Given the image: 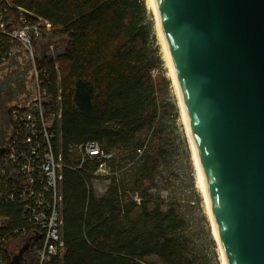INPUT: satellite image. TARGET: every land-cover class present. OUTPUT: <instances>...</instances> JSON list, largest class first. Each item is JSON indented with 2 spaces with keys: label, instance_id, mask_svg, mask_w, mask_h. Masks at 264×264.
<instances>
[{
  "label": "trees",
  "instance_id": "16d2710c",
  "mask_svg": "<svg viewBox=\"0 0 264 264\" xmlns=\"http://www.w3.org/2000/svg\"><path fill=\"white\" fill-rule=\"evenodd\" d=\"M2 4L50 23L51 29L38 39L48 35L63 41L38 61L49 72L51 98L60 100L57 160L76 164L67 147L89 141L115 153L107 189L100 196L88 172L64 167L58 174L60 264H204L192 243L180 236L187 221L177 204L155 202L149 193L172 147L160 124L164 108L152 75L160 60L151 48L144 1ZM27 254H33L31 249Z\"/></svg>",
  "mask_w": 264,
  "mask_h": 264
},
{
  "label": "water",
  "instance_id": "95a60500",
  "mask_svg": "<svg viewBox=\"0 0 264 264\" xmlns=\"http://www.w3.org/2000/svg\"><path fill=\"white\" fill-rule=\"evenodd\" d=\"M152 3L222 264H264V0ZM27 74L1 66L0 97Z\"/></svg>",
  "mask_w": 264,
  "mask_h": 264
},
{
  "label": "built area",
  "instance_id": "2783aa9c",
  "mask_svg": "<svg viewBox=\"0 0 264 264\" xmlns=\"http://www.w3.org/2000/svg\"><path fill=\"white\" fill-rule=\"evenodd\" d=\"M3 1L0 0V66L22 52L29 78L28 88L9 106L5 125L0 126V264H60L63 248L58 174L68 167L109 183V163L115 153L89 141L67 147L76 164L57 160L55 124L61 117L60 100L49 94V72L38 66L34 46L51 25L28 16L20 8L4 6ZM10 9L15 12L5 17ZM27 238H31L29 249L33 254L25 252L22 261L13 263L12 256L19 247L11 254V245H22Z\"/></svg>",
  "mask_w": 264,
  "mask_h": 264
},
{
  "label": "rangeland",
  "instance_id": "374dc122",
  "mask_svg": "<svg viewBox=\"0 0 264 264\" xmlns=\"http://www.w3.org/2000/svg\"><path fill=\"white\" fill-rule=\"evenodd\" d=\"M143 1L147 8V21L152 32L151 48L160 60L158 67L152 72L159 89L160 106L164 108V112L160 114V124L165 130L166 139L172 147V154L167 164L161 168L160 174L155 180V186L149 193L153 196L155 202H162L163 204L174 202L177 204L181 214L187 221V226L180 236L192 243L194 254L201 258L204 264H222L212 224L207 213L206 202L198 184L197 170L179 108L177 93L155 28L154 16L147 0ZM59 42L63 41L58 38H49L48 35L45 38L38 39L35 46L39 56L38 61L44 56L50 55L51 47L58 45ZM15 54L24 58L22 52ZM28 78L29 72L27 80ZM22 90H25V88H22ZM107 184L108 182L103 178H91L90 180V185L97 196L106 191ZM135 200L138 199L135 198ZM21 243L17 247L12 244L10 253L13 254L16 248H20Z\"/></svg>",
  "mask_w": 264,
  "mask_h": 264
},
{
  "label": "bare ground",
  "instance_id": "6f19581e",
  "mask_svg": "<svg viewBox=\"0 0 264 264\" xmlns=\"http://www.w3.org/2000/svg\"><path fill=\"white\" fill-rule=\"evenodd\" d=\"M147 3L153 13V16H154V21H155V28H156V31H157V34H158V37L161 41V44H162V47H163V51H164V54H165V57H166V62H167V66L169 68V73H170V76L172 78V81H173V84H174V87H175V83H174V79H173V75H172V71H171V67H170V64H169V60H168V56H167V52H166V49H165V46H164V43H163V39H162V35H161V32H160V28H159V23H158V19H157V16H156V13H155V10H154V7H153V3H152V0H147ZM175 90H176V87H175ZM177 93V91H176ZM178 98V96H177ZM178 104H179V101H178ZM179 108H180V105H179ZM181 111V110H180ZM182 114V113H181ZM184 121V120H183ZM188 135V134H187ZM189 138V137H188ZM190 142V140H189ZM191 145V143H190ZM191 149H192V146H191ZM192 154H193V160H194V163H195V166H196V170H197V180H198V184H199V187L201 189V192L203 194V197L205 199V202H206V209H207V213H208V207H207V201H206V198H205V195H204V192H203V189H202V186H201V181H200V176H199V172H198V168H197V164H196V161H195V157H194V153H193V150H192ZM209 215V213H208ZM210 218V217H209ZM214 232V231H213ZM215 236V235H214Z\"/></svg>",
  "mask_w": 264,
  "mask_h": 264
},
{
  "label": "flooded vegetation",
  "instance_id": "af4514ba",
  "mask_svg": "<svg viewBox=\"0 0 264 264\" xmlns=\"http://www.w3.org/2000/svg\"><path fill=\"white\" fill-rule=\"evenodd\" d=\"M22 87H26V86L23 85ZM15 98H17L16 95H14L11 91L5 92L4 95L0 97V126L2 127L5 125V118L8 112V108L12 104Z\"/></svg>",
  "mask_w": 264,
  "mask_h": 264
},
{
  "label": "crops",
  "instance_id": "0c3cea01",
  "mask_svg": "<svg viewBox=\"0 0 264 264\" xmlns=\"http://www.w3.org/2000/svg\"><path fill=\"white\" fill-rule=\"evenodd\" d=\"M23 56H22V58H21V56L20 55H15L14 57H12L9 61H8V63L9 62H11V63H19L20 61H23ZM26 88V87H25Z\"/></svg>",
  "mask_w": 264,
  "mask_h": 264
}]
</instances>
